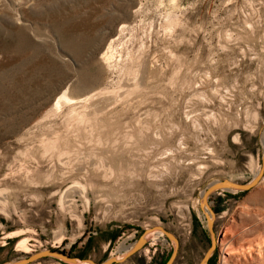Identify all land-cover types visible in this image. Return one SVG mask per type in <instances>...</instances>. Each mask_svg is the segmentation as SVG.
Here are the masks:
<instances>
[{
	"label": "rangeland",
	"instance_id": "374dc122",
	"mask_svg": "<svg viewBox=\"0 0 264 264\" xmlns=\"http://www.w3.org/2000/svg\"><path fill=\"white\" fill-rule=\"evenodd\" d=\"M263 138L264 0H0V264L101 262L154 225L199 264L201 192L249 181ZM208 203L206 264H264V174ZM153 237L115 264H163Z\"/></svg>",
	"mask_w": 264,
	"mask_h": 264
},
{
	"label": "water",
	"instance_id": "95a60500",
	"mask_svg": "<svg viewBox=\"0 0 264 264\" xmlns=\"http://www.w3.org/2000/svg\"><path fill=\"white\" fill-rule=\"evenodd\" d=\"M264 174V147L261 155V164L256 171L255 175L247 182H238L233 181L227 178L217 179L212 182H210L205 189L200 194V200H199V206L200 209L203 211L205 217H206V223H207V229L211 238V244L208 247L207 251L205 252L204 256L202 257L199 264H206L208 258L210 257L214 245H215V238H214V231H213V220H214V211L210 207L208 203L209 196L219 190L222 191H247L254 187L262 178ZM160 234L165 235L168 240H170L173 244V250L166 260L164 264H172L177 253L178 249V239L176 236L164 229L161 225H154L152 227L146 228L143 230V232L139 235L137 240L131 245L128 249H126L124 252L109 256L108 258L104 259L101 262H96L90 258H81L79 256H71L70 254L64 253L59 250H51V249H42L40 251L31 253L25 257H22L20 259L11 260L4 262L2 264H30L34 261L40 260L42 258L46 257H52L55 259H58L62 262H65L67 264H115L118 262H122L126 260L128 257L133 255L135 252H137L142 246L150 239L151 237Z\"/></svg>",
	"mask_w": 264,
	"mask_h": 264
},
{
	"label": "bare ground",
	"instance_id": "6f19581e",
	"mask_svg": "<svg viewBox=\"0 0 264 264\" xmlns=\"http://www.w3.org/2000/svg\"><path fill=\"white\" fill-rule=\"evenodd\" d=\"M263 144H264V138H263ZM158 235H160V234H158ZM153 238H154V237H153ZM21 244H22V242H21ZM22 245H23V244H22ZM261 246H264V244H262ZM261 246H258V247H261ZM18 247H19V245H18ZM20 247H21V246H20ZM129 247H130V246H124V245L122 244V245H120L119 249H120V250H122V249H123V250H126V249H128ZM258 247H257V248H258ZM22 248H23V247H22ZM25 248H26V247H25ZM249 248H250V250H251L253 247H247L248 250H249ZM119 249H118V250H119ZM25 250H26V249H25ZM226 250H227V249H226ZM226 250H225L224 253L227 254V255L233 253L232 248H231V249H228V251H226ZM119 253H120V252H119ZM249 256H250V253H249ZM262 258H264V255H262V253L259 252V253H258V257H257L256 259L258 260V259H262Z\"/></svg>",
	"mask_w": 264,
	"mask_h": 264
},
{
	"label": "trees",
	"instance_id": "16d2710c",
	"mask_svg": "<svg viewBox=\"0 0 264 264\" xmlns=\"http://www.w3.org/2000/svg\"><path fill=\"white\" fill-rule=\"evenodd\" d=\"M166 260H167V259H166ZM165 262H166V261H165ZM165 262H164V263H165ZM164 263H163V264H164Z\"/></svg>",
	"mask_w": 264,
	"mask_h": 264
}]
</instances>
